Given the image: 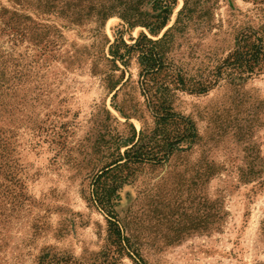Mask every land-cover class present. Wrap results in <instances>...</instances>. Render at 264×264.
Masks as SVG:
<instances>
[{
    "label": "rangeland",
    "instance_id": "1",
    "mask_svg": "<svg viewBox=\"0 0 264 264\" xmlns=\"http://www.w3.org/2000/svg\"><path fill=\"white\" fill-rule=\"evenodd\" d=\"M243 34L264 0H0V264H264Z\"/></svg>",
    "mask_w": 264,
    "mask_h": 264
},
{
    "label": "trees",
    "instance_id": "2",
    "mask_svg": "<svg viewBox=\"0 0 264 264\" xmlns=\"http://www.w3.org/2000/svg\"><path fill=\"white\" fill-rule=\"evenodd\" d=\"M168 8L167 7H163L162 8V13L163 14H167L168 15ZM184 10V6L181 8V10L178 12V18H177V22L180 21V15L182 14V11ZM166 22V20L162 21L161 26H164V23ZM148 31L152 34L153 33V29L150 28V26L146 25L145 26ZM172 30V29H171ZM165 36V34H164ZM246 35H241L240 40L238 41V47L237 50L234 52V65L238 66V68L248 71V72H252L255 68L259 67L261 64H264V47L262 45H260V43H262L261 39H256L255 42H259V44H255L253 43L252 45H248L246 44L247 39H249V37H246ZM142 38L146 39L145 36H143ZM147 40V39H146ZM148 41V40H147ZM150 42V41H149ZM131 49V47H129ZM146 70L149 71L150 69H152V66L150 65H146L145 66ZM150 73V72H149ZM145 74H148V72H145ZM108 223L113 227V229L115 231H119V225L117 220L115 219V217H113V213H110V215L108 216Z\"/></svg>",
    "mask_w": 264,
    "mask_h": 264
}]
</instances>
